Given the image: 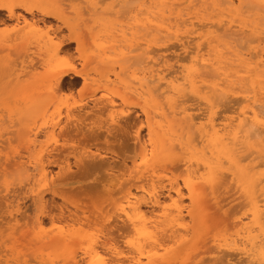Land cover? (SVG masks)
<instances>
[{"label": "rangeland", "instance_id": "1", "mask_svg": "<svg viewBox=\"0 0 264 264\" xmlns=\"http://www.w3.org/2000/svg\"><path fill=\"white\" fill-rule=\"evenodd\" d=\"M142 1H144V0H142ZM142 1L141 0H139V1L138 0H133V1H131V0H105V1L104 0L103 1L102 0H3V3H5V4H11V3L21 4V3H23V4H26V5H29L30 7H32L33 10H35V12L33 13L34 14L33 15L34 21L43 19L41 17V15L37 12V10L42 9V8L57 9L59 12H61L63 14V21L65 20V22L67 24H66V26H64L63 22L56 21L52 18H47V19L44 18L43 22L44 21L45 22L43 24L40 23L41 21H36L37 23H39L37 25L38 27L37 26L35 27V31H37V35H43L44 36L45 32H48L49 35L47 37H44L45 39L43 38L40 40H36L35 37L31 36L32 38L23 42L24 40L20 39L19 36L14 34V32H15L14 29L17 28L16 21L13 19L12 20L8 19L6 11L0 12V20H1V22H0V166H1L0 167L1 168V170H0V177H1L0 178V264H72V263H70L71 260L69 261V257L71 255H74L77 252L76 255H74V256H76L77 261H80L81 257H79V256L81 255L82 250L84 249V247H86L89 244L88 242H91V240H93V239H94L93 241H95V243H96V241L98 242L96 244V247L99 248V250L102 249L100 251L103 253L106 252L104 244H106V242H108V241L112 242V243L115 242V243H117V245L120 244L122 246V247L120 246L121 248H123V246L125 247L124 242L128 239V237L125 238L126 240L124 238H123L124 240L122 239V234H121V237H119L120 236L119 234L121 232L120 231H119L120 233L117 232V227L119 226V224H120V226L122 224L120 223V220L117 219V216H119L118 211H116L117 207H115L113 204H111L113 199L116 200L117 198H120L122 196V194H120V195L116 194V193H118V190L121 189L122 187L119 186L120 187L119 188L118 186H116L117 183H115L116 180L114 178L111 179L108 176L103 174L104 176L107 177L105 179L104 176L100 175L98 172H95V174L92 175L91 177H89L88 179H85V178L83 179L82 177L78 178V176H80L81 171L79 172L78 169L73 165L74 158L76 156H78L79 158H83L84 152H88V154H91V153L97 154L96 153L97 150L99 151V153L101 155H107V156H110L111 158H115V156L112 155L111 151H115L116 153L118 152L121 154V157H122L121 161H123V159L125 160V162L123 161L124 162L123 166H125V165L127 166V167L125 166L122 168L125 171H123L122 169L121 170L123 172H126V169L128 168L127 172L130 173V178L132 179L131 181L133 183L132 187H131V192L134 194H137V196L142 195L143 190L145 191V189H146V191H151L155 187L162 188V191L164 190L163 192L165 193V191H167L169 189V185H172L174 182H177L180 185V187L182 186L181 187V191H182L181 201L183 202L182 205L184 207H189V209L191 211H193V213L191 215L193 218L191 220H190L191 217L186 218L187 223L185 222V224H186L185 229L187 228V231H188L187 241L181 246H178V247L176 246V251H180L182 248H184L185 250L188 249L189 257L193 255V257H191V258L192 259L195 258L193 264H199L202 261H203L202 264H212L213 261H211V260L214 258L217 259L215 262L219 263L223 259H225V257H227L226 259H230V260L233 259L234 261L237 260L236 262H239V263L242 262L240 264H248L245 262L243 257L237 256L236 252H233L234 253V255H233L232 251L226 250V251L231 252L232 255L229 254V252H227V253L230 256H228V254L226 252L223 255V252H221V251L224 248L223 247L218 248V246L219 245L221 246L222 243L219 245H218V243H220V241L221 242L224 241L227 238L226 239L227 241L225 243L229 244L230 241L236 239L234 235L240 231V228H233V226L234 225L237 226V223H238V226L240 224L245 225V224L249 223V220L246 217H250L251 207L249 205V202H248V206H246V204H245L248 201L247 197H249V193L247 190L245 191L246 188H243V187H245V185H247V182H245V181L248 180L245 176L248 175L247 177L255 180V179H257L259 173H261V171L259 169H262V168L261 167L258 168L257 164H260L258 162L261 159V157L264 156V155H261V154H264V147H263L264 137L261 138V139H263V141L255 142L256 145L259 144L258 146L255 145L254 141H252V142L250 141V144H249V143L244 142L243 140H241V141L238 140L239 143L236 146L234 145L235 148H233L234 146L231 147V145H228V148H232V149L229 150L227 148V151H229V152L226 153L225 152L226 150L223 151L219 148L218 145H216L217 143H215V142L212 143L211 141H209L210 139L205 134H201V136H197L198 138L195 137V135H194L195 139L200 142V144H198V141H195L193 139V136H192V138L189 137L188 134L186 133V131L176 132V133L181 132V134L179 133L178 134L179 136H177L176 134H174V132L176 130L174 132H172L174 135L171 132H169L171 130L172 131L174 130L171 127H170L171 130L170 129L167 130L168 127H167V129H166V127L162 128L163 126L160 129H158L159 127L156 125L158 127L157 129L159 130L157 132H160V133H157L160 135H156V131H154V133H153V137L157 136L156 137V140H158L157 142L160 141L159 142L160 145L158 143L156 146V149L158 148L157 150H160L159 152L157 151L158 152V154H157V162H158L157 164L158 165H156L157 168L155 167L153 173H150V175L144 177L145 179L143 177H141V175H139V173H137L136 168L135 169L132 168V167H134L133 164H135V163L138 164L139 162H141L140 161V159H141L140 158L141 157V142L139 143V140L143 137L146 139V137H147L146 136L147 128L145 127V123H144L145 120H144L143 115L140 113L141 112L140 109H141V106L146 107V104H148L147 101L148 102L151 101V100H146V98H147L146 96L150 97L149 93H151L154 90L153 85L149 84V87L148 86L147 87L150 88V86H152L151 88H153V89H150V92L146 93L147 94V95H145L146 98L143 97L145 99H143L142 101L140 100V98L136 97V95L133 93L135 89L139 90L141 87L139 85L141 83L138 81L139 77H140L139 72L145 66L144 63L142 64V62H143L142 58L144 59V57H145L143 55V52H144L143 50H145V49H142V51H143L142 52L140 48H144L145 45L147 47L148 43H149V46L152 45L151 47L155 48L154 50H153V48L151 49L154 52L152 54L153 58H156L154 60H156V61L158 60L157 62L158 63L160 62V64L162 63L161 66H163V64H164L163 61L167 62L169 67L170 68L172 67L170 70H174L175 68L177 69L178 64L175 62V61H177V59L184 58V56L186 57L188 55L184 52L185 50L182 49V47L180 46V43H177L175 39L172 40V38H169V39H166V41L163 40V43H162V41L159 42L160 40L158 38H154V37H149V38L147 37L145 39V37L142 36L143 33L141 31L138 32V30H136L137 27H135L133 24L135 23L136 20H138V19L140 20L143 17L138 12V10H139L138 8H139ZM168 1L169 0H165V2H167V3H168ZM183 1L184 0L180 1L179 3L182 2L181 5L176 7L180 14L187 13V17H184L183 19H185V18L191 19L192 18L191 22L192 23L196 22L195 25H197L196 27H198V28L201 27V24H200L201 22H204V23H202V24H204V26L208 25L207 26L208 28L204 27V30H206V32H203L204 30L203 31L201 30L202 32L200 31V34H203V37H205L202 39V41H201V39H198V40L194 39V41L191 42V44L189 43L190 47L187 46L188 47L187 48L185 46L188 50L187 52L188 53L190 52L189 55H193V52L195 50L193 47L198 46V45H199V49L201 48V53H203V52L205 53L206 51L208 53L209 49H211L213 47L212 46L213 42H215L213 40V42L211 44V42H210L211 37H214L213 39H218L217 40L218 42L221 41L222 44L220 46V50L223 48L222 49L223 52L220 51V53L222 55L225 54V51H226L225 48L226 49L228 48L227 53L229 51V48L231 49V51L233 50L232 48L235 47V44L230 45V44L225 43L226 39H227V38H224L225 35L222 36L223 33L221 32V35H220L218 29L215 30V28H214V30H212L213 27H209L212 24H214L215 22H216L215 23L216 25H217V23H221V20H223L221 23L222 25L226 23V20L231 22V25L232 26L234 25V27L236 25H238V28L237 27L236 28L239 32L241 30L244 31L247 29L246 34H244L245 37L247 34L248 35L250 34V36L252 34V37H249V36L247 37L248 42H246L247 38L244 37L245 38V41H244V38L239 36L240 33L243 34L242 31L238 34L239 37H236L238 39V42L240 43V45L243 46V44H245L246 48H251V47H254L256 45V43L250 39V38L253 39L254 34L256 35L255 38L257 36L258 37L261 36L264 38V35L263 34L261 35V33L264 32V31H262L264 29V25H259L258 24L259 22H257L258 20L254 16L251 15L252 14L250 12L251 10L250 11L246 10V9H248V7H250L249 3H248V6H245L246 7L245 10L247 12H245L243 10V8H244L243 4L246 5L244 3L245 1H242V3H241L242 5H239V4H237V2H235V5L227 8L228 10L225 9V7H222V6L220 7V3L218 4L219 0H217V1L216 0H208V1L207 0H199V1L197 0L198 5H201V7L197 5L196 0H194V2H193V0H187L186 2L185 1L183 2ZM210 1H211V3L213 2L214 4L210 3L211 4L210 5L208 3ZM125 4H126V6H125ZM128 4H129V6H128ZM207 4L210 7L207 8ZM86 5H87V7H86ZM118 5H119V9H118ZM213 5H215V6H213ZM120 6H123L124 10H122L121 9L122 7L120 8ZM236 6L238 7V9ZM242 6H243V8H242ZM215 7H217L216 8L217 10L215 9ZM88 8H89V10H88ZM218 8H220V9H218ZM82 9H83V11H82ZM96 9H97V16L95 15ZM213 9L217 13L219 11L220 14L216 13L217 14V16H216L215 12L214 11L212 12ZM207 10H209V11H207ZM118 11H119L120 16H119V14H117ZM221 11H224L223 17H222ZM84 12H85V14H84ZM98 12L103 13V15H98L99 14ZM124 12H125V14H124ZM225 12L226 13L229 12L228 14H226L227 17H228V15L230 16V14H232L231 15L232 17L230 16L229 18H227L225 15ZM241 12H243L244 14H242ZM14 13L19 14V16L21 14V16H20L21 21H22V17H23V19H26L28 22H30L32 19V17L29 14L25 13L23 11V9H19V8L14 9ZM104 13H105V15H104ZM106 13H109V15H106ZM111 13H112V15H111ZM197 13L201 14V15H197ZM209 13H211V14L209 15ZM233 14H235V15H233ZM247 14H249L250 16H246ZM205 15H207V17ZM212 15H214L216 17H214ZM210 16L214 17V18H211ZM121 17H122V19H121ZM196 17H198V18H196ZM243 17H245V19ZM117 18L120 19V21H118ZM231 18H232V20H231ZM240 18H242V20ZM209 20H210V22L211 21L213 22V23L211 22V25L209 23ZM21 21H20V25L22 27L23 24L21 23ZM252 21H253V23L254 22L255 23L253 24ZM206 23H208V24H206ZM126 25L133 26V29L131 32H128V34L126 36H124L120 32V27L126 26ZM250 26H252L254 28L252 29V27H250ZM257 26H258V28L262 27V29L258 30ZM219 28H221V26ZM236 28H234L232 30L237 31ZM30 29L28 28V29H26V31H29ZM209 29H210V31H209ZM254 29L256 32H254ZM216 31H218L219 34H217ZM222 31L224 32L225 29L224 30L222 29ZM248 31H250V33H248ZM226 32H228V29ZM226 32H224V33H226ZM209 34H210V36L211 35L212 36L211 37L207 36ZM213 34L214 35L217 34L216 35L217 38ZM226 34L228 35L229 33H226ZM219 35H220V37L222 36L224 40H222V38L218 37ZM208 37H210V38L207 39ZM15 38L22 40V41H19ZM77 38H78L79 43H77V41L75 40ZM143 38L146 42L143 40ZM239 38H241L240 41H239ZM14 39L17 41H15ZM157 39H158V41H157ZM49 40H51V41H49ZM249 40H251V42H249ZM205 43L208 46H206ZM239 43L236 42V44H238V45H239ZM204 44H205V48H204ZM215 44H218V43L215 42L214 47H215ZM98 46H99V48H98ZM100 46H102V47H100ZM166 46H168V47L170 46L171 48L167 49L168 47H166ZM200 46H203L205 51ZM262 46L264 48V45H262ZM164 48H166L167 50ZM11 50L13 52H11ZM16 50L18 52H20V54L16 53L17 56L14 53V52H16ZM128 51H130V54H131V55L129 54V57L130 56H133V57L137 56V57H134L133 59H131L129 64L127 61L124 64L125 61L122 60L124 58L121 56L127 55ZM102 53L105 54L104 58L105 57L108 58V59L102 60L103 63H101L100 60L95 58L96 56H99ZM207 53H205V54H207ZM18 55H19V57H18ZM182 55H184V56H182ZM16 57H17V59H15ZM167 57H170V58H167ZM119 59L122 60L123 62L119 61ZM106 60H107V63H106ZM168 61H172V62H168ZM187 62H188V60H186L182 64V65H184L185 68H187L190 65L189 62L188 63ZM68 64L72 65V69H69L67 67ZM163 68H165V67H163ZM62 71L77 72L79 75H81V78H75L72 75L66 76L65 78H63L62 87L59 90V89L55 88V86H54V83H55L54 77H55L56 73H59ZM29 72H31L32 74ZM53 75H54V77H53ZM26 76H28V77H26ZM136 83H137V85H136ZM250 85H251V83L249 84V86ZM184 89L185 90H183L182 93H184V91H185V95L188 96V97L187 96L186 97L189 100L190 99L192 100V98L195 99L196 103L194 102V100H192L191 102L189 101L187 105L196 109L195 110L196 114L202 113L203 110L198 111L197 109L198 108H199V110L203 109V107H204L203 101H205L207 99H209L210 101L212 100V99H210L212 97V96H210L211 94L209 95V93H207L205 89L198 88V89H196V91L194 90V92H193V90L190 91L187 88H184ZM200 89L202 92L200 91ZM189 91L191 94L189 93ZM197 91H199V92H197ZM186 92H188V93H186ZM203 93L205 95H207L208 98H206L207 96L203 95ZM199 97H201V98L199 99ZM203 97H204V100H203ZM150 99H151V97H150ZM201 100H203L202 103H201ZM216 101H219L220 105L215 104ZM216 101L214 103V105L217 107L215 109L216 110L215 116L218 117V119H220L221 117H227V116L229 117L231 115L232 111L234 110V108H236L235 107L236 105L233 102L234 100L231 101V99H229L226 101L225 100H216ZM224 101L227 102V105ZM211 102L213 104L214 100H212ZM96 103H98V104H96ZM108 103H112L113 107L108 105ZM232 103H234V104H232ZM143 104H144V106H143ZM151 104L154 105L155 107L157 106L156 102H154V101H153V103H152V101H151V103L149 102L148 106ZM221 104L223 106H221ZM81 105H82V107L86 108L85 110H87V112L88 111L90 112V113L88 112V115L85 114V115L89 116L90 119H88L89 117L83 116V118L84 117L87 118V120L84 118L85 120L83 121V125L86 124V126H84L85 128L87 126H89L91 129L93 128L96 131H100L97 129H101L102 131H105L106 130L105 128L106 127L108 128V126H110L109 129L112 131L114 136H112V138L109 137V139H108V137H106V135L104 137V133H105L104 132L102 134L103 136L99 138L98 143L96 142V143L92 144V143H89L85 140H82L81 138L75 139V140L73 139V141H72V138H70L71 139L70 140L68 138V136H65V135L62 136L61 135L62 136L61 137L58 134V132H59L58 129H56L57 131H55L56 134H53L52 129H51L52 124L56 123L57 121H60V125H62V126H63V124L64 125L67 124L69 121H71V117L69 119H67V117H66L67 112L66 111L68 109L69 110L75 109L76 107L79 108ZM94 105H96V107L92 108ZM151 106H149V108H151ZM154 106L151 109H149L148 107H146V108H148L150 111H154V109H155ZM229 107H230V109H229ZM129 111H130V116L132 114H134L136 116V117H134V115L131 116L132 119L129 122L130 125L125 124V122L123 120H122L123 121L122 122L119 119L121 117V115H123L122 113H129ZM117 117H118V119H117ZM134 118L136 120H134ZM132 120H134V121H132ZM136 122H138V123H136ZM152 123L153 124L156 123V122L154 123V119H153ZM136 124H138V125H136ZM140 126H141V128H140ZM116 127H117V129H116ZM88 128H86V129H88ZM138 128H140V129H138ZM138 130H139V133L141 134V135H139V137H141V138L137 140V138L135 139L134 136H136V133L138 132ZM167 131L169 132V136H168V134H165V133H168ZM163 132H165V133L163 134ZM154 134H155V136H154ZM161 134H163V135H161ZM115 135H117V136L115 137ZM166 135H167L166 140L164 138V141H163L162 139ZM170 135L173 137L176 136L177 138H180V137L181 138L175 139V137H174V140H172L173 137H170ZM181 135H184L183 139H182L183 136H181ZM169 137L171 139H168ZM187 137H189L188 139H190V140L193 139L195 141V144L196 145L198 144L200 148H202V145L204 144V146L202 148L203 151L199 152L202 150V149H200L198 151L199 148L197 150H195L196 145L193 146L194 145L193 142H192L193 145H190V143H191L190 141H188L186 144H183L187 141ZM33 140H34V144L32 143L33 144V146H32V144L29 142L30 141L32 142ZM78 140H79L80 145H79V143H77ZM181 140H184V141L181 142ZM193 140H191V141H193ZM80 141H82V142H80ZM169 141L171 143L172 142L173 143L171 144V143H169ZM164 142H165V145H164ZM178 142L180 143V145ZM86 143L88 145H86ZM95 145H97V146H95ZM183 145H187V147L183 146ZM244 145H245V147H244ZM253 145H254V148H253ZM85 146H87V147H85ZM169 146H170V148H169ZM171 146L173 147V149H171L172 148ZM182 147H185L186 149L185 148L182 149ZM193 147H195V148H193ZM205 147H207L206 148L207 151L205 150L206 154H207V152H209L208 159L206 158L207 156H204L206 154H202V153H205V151H204ZM242 147H244V148H242ZM248 147H250V148H248ZM27 148H29V150ZM57 148H58L59 152L57 151L54 153V155L49 156L48 161H54V160H57V158H58V160L67 158V160L69 162L68 164L70 165L71 169L68 173L65 174L66 176L65 175H63L61 177L53 176L54 179L52 178V180L55 181L54 185L52 184V186H51V184H50L51 182L49 181L50 182L49 183L50 185L48 184L49 186L47 185L44 188L38 189V191L41 190L43 201H45V211L43 210L41 212L39 207H38V204L36 203L37 206L35 205V200L33 199L34 197L33 198L31 197L32 193L30 194V192H29L30 188L33 189V187H32V185L34 184L33 180L35 181V179H33L31 181V178L33 175H35L37 173L36 172L32 173V170H31L32 167L29 165V163H27V160L28 159H29V161H30V159L33 160L32 158H37L39 155H46L48 152L53 151L54 149H57ZM106 148L109 150L108 151L105 150ZM191 148H193V150ZM208 148H210V149H208ZM215 148L217 150H215ZM166 149H168V150H166ZM233 149H235L236 154H234ZM259 149H262L263 151L259 150ZM188 150L191 151L192 154H191V152L187 153ZM194 150L197 151L198 154H197V152L195 153ZM214 150H215V152H213L214 158L216 157L215 153H217L218 157L219 158L221 157L220 159H222V157H223V160L225 159V162H227V163H225L223 160L221 161L220 159H219L220 162H218L217 161L218 157H216L215 161H214V158L212 155L213 154L212 151H214ZM104 151H105V153H104ZM109 151H110V153H109ZM217 151L223 152V153L225 152V154L222 156L221 155L222 153L219 154ZM238 151H240V152L238 153ZM254 151L256 152V154L259 153L261 156L255 155ZM163 152H164L163 155H165V157L163 156V159L166 157H168V158H166L164 160L161 158L162 160L160 159L161 160L160 161L159 158H160V156H162L161 154ZM183 152L185 154H187L188 156L186 155V156L181 158L180 156H183V154H184ZM232 152H233V154H232ZM249 152H250V155H248ZM108 153H109V155H108ZM228 153H229V155H228ZM237 153H238V155H237ZM59 154L61 155L60 157L58 156ZM189 154L192 155V157ZM201 154L205 158L203 157L201 159V157H202V156H200ZM241 154H242V157L240 156ZM245 155L246 156L248 155V157H247L248 159L247 158L245 160L243 159L244 161L241 162L240 159L243 158V156H245ZM231 156H232L233 160H234V158L237 160L236 164H235L236 160L231 161L232 160V158L230 159ZM258 156L260 157V159L257 158ZM110 157H108L107 159L109 161H112V159ZM127 157H128V159H126ZM188 157H190V158H188ZM193 157H194V159H193ZM209 157L210 158L212 157L211 160ZM254 157L256 159H253ZM20 158H22V159H20ZM175 158H177L178 160L180 158V160L178 161L176 159L177 161H175ZM195 158H200V160L203 162L199 163V160L198 159L195 160ZM251 159H253V160H251ZM45 160L46 159H44V162L47 161V160L46 161ZM206 160H208V162ZM212 160L214 162L217 161L216 163L217 164L219 163V165L221 166L220 167L221 169L219 168V165H215L216 163L214 164V162ZM132 161H135V162L132 163ZM180 161L181 162L183 161V162L180 163ZM195 161H197L198 163ZM20 162H22V163H20ZM175 162H178V163L175 164ZM186 162H188L187 163L188 165H191V163H193V164L196 163V164H194V165H196L195 169H193L194 166L192 164L193 170L199 169L198 167H200V166L198 164H200L201 167H203L202 170H200L201 167L199 169L200 171L198 170V172H197L198 175H204V174H207V172L212 171L214 165L216 166V168L214 167L215 169H213V170H216L219 168V172L222 171L221 173H219V172L216 173L215 171H213V179L214 180L212 181L211 189H210V187H208L206 190V192L208 191V194H207L208 195L207 196L208 201L206 200L208 203H206V205H207L206 208L204 207L205 206L204 203H202V204L199 203L197 206V203H198L197 201L192 204L191 200L188 198V193H187L186 189L184 188L183 182H182V180L185 178V176H183L185 173L183 174L184 171H182V170H185V167H182V165L185 164ZM205 162H206V164H205ZM210 162L213 164L211 165ZM223 162L225 163L224 165H223ZM1 163H3V164H1ZM14 163H15V165H14ZM201 163L204 166L209 164L211 166L210 167L211 170L205 169ZM7 164L10 166H7ZM228 164H230L231 166H229ZM177 165H179V166H177ZM254 165H256V166L254 169H252V167H254ZM180 167H182V168L180 169ZM232 167H233V169H231ZM240 167L242 168L241 171L244 173H242L240 171ZM176 168L178 170H176ZM244 168H245V170L243 171ZM47 169L53 175H55L58 172L57 166L51 165V166H48ZM121 170H119V171L117 170L114 174L118 175V173H119V175H121L120 174V173H122ZM253 170H254V172H253ZM256 170L258 173L256 172ZM26 171L28 172V174H26L27 173ZM216 171H218V170H216ZM236 171H238V172H236ZM214 172H215V174H214ZM250 172H252V174L256 173V175L257 174L258 175L257 176L253 175V177H251V175L249 174ZM218 173L220 174V176H218ZM241 173L247 174V175L241 176ZM31 174H32V176H31ZM76 175H78V176H76ZM115 175H113V176H115ZM215 175H217L219 177V179H216L218 177H216ZM221 175H223V177H225L226 180L224 178H223L224 180L222 178L220 179V177H222ZM226 176H228V177H226ZM26 177H28V178L30 177L29 178L30 180H28ZM62 178H64L65 180ZM98 178L101 180H99ZM233 178H234V181H233ZM239 178L241 180H243V182ZM244 178H245V180H244ZM56 179L57 180L59 179L57 183H56ZM113 180H115V181L113 182ZM103 181L106 184L107 188L105 187L104 183H103V186H100V185H102L101 182H103ZM214 181H215V183L216 182L217 183L223 182V183L220 186L221 183H219V185H217V183L215 184ZM225 181H226V183H225ZM121 182H122V180L119 181V184L123 183V182L122 183ZM140 182H142V183H140ZM94 183H96V184H94ZM240 183L241 184L244 183L245 185L242 186ZM84 184H86L85 185L86 187L84 186L85 188L83 187ZM91 184H93L94 186L98 184L99 187H97V186L92 187L93 185L91 186ZM108 185H110V186L112 185V187H110ZM113 186H116V187L114 188ZM213 186H215V187H213ZM96 187H97V190L94 191L96 189ZM237 187H238V189H237ZM54 188H55V190H54L55 192L51 191V189H54ZM93 188H95V189H93ZM112 188H114L113 191H112ZM230 188H232V189L230 190ZM214 189L216 190V192L214 191L215 193L213 192ZM114 190H115V192H114ZM210 190H211V192H210ZM242 190L244 191V193ZM76 192H78V193H76ZM82 193H84V194H82ZM233 193H235V194L232 195ZM114 194L116 195V197ZM240 195H242V197H240ZM8 199H9V202H8ZM241 200H243V201H241ZM240 202H242L241 204H243V205H241ZM32 203H34V204H32ZM167 203L165 202L166 205L171 204V202L170 203L167 202ZM209 204H211V206H209L210 210H208ZM238 204H240V205H238ZM33 205L36 207H34ZM201 206H203L204 208H202ZM19 207L21 209L18 210L17 208H19ZM57 207H58V209H57ZM111 207H112V209H111ZM36 208H38V209H36ZM16 210H18L20 212L16 213L17 212ZM143 211H146V213H149L150 209H149V207H143ZM147 211H149V212H147ZM230 212H231V214H230ZM23 213H25V214H23ZM216 213L218 216L216 215ZM147 215L148 216H146V218L149 219L150 213ZM73 216H75V217H73ZM224 217H226V218L224 219ZM38 218L41 219V221L43 222L42 227L45 231H52V230L56 229L57 227H63V229H64V230L62 229L63 231L66 232L69 230L70 232H67V233H71V232L74 233L75 234L74 236H76L78 239L76 237L74 238V236L72 235L73 240L76 239L77 241L74 240L72 243L70 242L69 247H67V248H64L62 246L49 245V244L45 245V244L40 243L34 236V233L36 232V228H35L36 223H34V222H35V220L37 222ZM151 218H152V215H151ZM52 219H53V222H50ZM226 219H227V221H226ZM240 220H241V222H240ZM117 221H119L118 225L116 223ZM149 221H151V220L149 219ZM226 222L232 223V224L229 223L231 228H230V226H228V224ZM263 222H264V220L260 221L258 226H263V228H264ZM32 224H35V225H32ZM53 224H55V225H53ZM33 226H35L34 227L35 229H33ZM227 226L229 228H228V231L225 232L227 230ZM258 226L256 225L255 228L257 229ZM15 229H17V230H15ZM229 229H231L232 232ZM115 230H116V232H115ZM209 230H210V232H209ZM228 235H230L229 238L226 237ZM232 235L234 236L235 239H233ZM108 238L109 239L112 238V239L109 240ZM207 238L211 239V240H208ZM228 239H230V240H228ZM105 240H106V242H105ZM112 240H114V242ZM200 242H202V243H200ZM223 244H224V242H223ZM216 245H217V247H216ZM204 246H207V247H204ZM208 246L211 247V249ZM49 247H50V249H49ZM214 247H216L217 251L215 250ZM220 249H221V251H220ZM204 250H207L208 252L204 251ZM5 251H7V252H5ZM101 252H100L101 255H103V256L106 255V253L102 254ZM216 254H218V255H216ZM195 256H197V258ZM217 256L218 257L220 256L222 258L224 256L225 257L223 259L221 258L220 260H218L220 257L216 258ZM231 256L232 257L235 256V257L232 258ZM201 259H203V260H201ZM225 260H223V261L225 262ZM209 261H210V263H209ZM176 262H179V261H176ZM189 262H191V260L188 261V263ZM176 264H180V262L176 263Z\"/></svg>", "mask_w": 264, "mask_h": 264}, {"label": "bare ground", "instance_id": "2", "mask_svg": "<svg viewBox=\"0 0 264 264\" xmlns=\"http://www.w3.org/2000/svg\"><path fill=\"white\" fill-rule=\"evenodd\" d=\"M131 1H133V0H131ZM180 1H182V0H169L168 3H167V2H165V0H158V1L157 0H144V1L141 2L140 6L138 8L139 9L138 10L139 14L141 16H143V17L140 20L139 19L136 20L135 23L133 24L135 27H137L136 30H138V32L141 31L143 33L142 36L145 37V39L147 37L148 38L149 37H154V38H158L160 40L159 42L162 41V43H163V40L166 41V39H169V38H172V40L175 39L177 43H180V46L182 47V49L185 50L184 52L186 54H188L186 57L184 55H182V56H184V58H179L178 57L179 59H177V61H175L178 64L177 69L175 68L174 70H170L172 67L170 68L169 65L167 64V62L163 61L164 64H163V66H161L162 63L160 64V62L159 63L157 62L158 60L157 61L154 60L156 58H153V56H152V54L154 53L151 50L153 48V47H151L152 45L149 46V43H148L147 47L144 44L145 47L144 48H140L141 51H142V49H145V50H143L144 52L142 51L143 55L145 56L144 59L142 58V61H143L142 64L144 63L145 66L143 65L144 68H142L140 70V72H139L140 77L138 76L139 77L138 81L141 83V84H139L141 86L140 87L141 90L139 88L138 89L140 91L135 89L136 91L134 90L133 93L136 95V97L140 98L141 101L147 97L146 100H151L152 103L154 101V102H156V105H157L156 107L154 105H152V104H151L152 106L149 105V106H151V108L153 106L155 107L154 111H150L149 110L151 108H149L148 104H149V102L151 103V101H149V102L147 101L148 104H146V107H148L149 109L144 106L145 103L143 104L144 107H142L140 105L141 106V109H140L141 112L140 113L144 117L145 127L147 128V133H146L147 137H146V139L144 137L143 138L139 137V135H141L139 133V130L136 133V136H134L135 139L137 138V140L141 138L139 140V143L141 142V157H140L141 158L140 159L141 162H139L138 164L135 163L136 165L133 164L134 167H132V168H134V169L136 168L137 169V173H139V175H141V177H143V178L148 176V175H150V173H153L155 167L157 168V166H156V165H158L157 164L158 163L157 162V154H158V152L160 150H157L158 148L156 149V146H157V144L160 141L157 142L158 141V140H156L157 136H155V134H154L155 137H153V133H154V131H156V135H160V134H157V133H160V132H157V131H159L158 129H160L162 126H163L162 128L166 127V129L168 127L167 130H169L170 127L172 129H174L173 131L170 129L171 131H169V132H171V133L176 130L174 132V134H176L177 136H179L178 135L179 133L181 134V132L186 131L188 136L191 137V138L193 136V139L195 141H198V140L195 139V137L201 136V134H205L210 139L209 141H211L212 143H214V142L217 143L216 145H218L221 150H223V151L226 150L225 151L226 153L229 152V151H227L228 145H231V147L234 146V145L236 146L239 143L238 140H240V141L243 140L244 142L250 144V141L251 142L254 141V143L255 142H259V141H263V139H261V138L264 137V48L262 46V45H264V38L261 37V36L260 37L257 36L255 38L256 35L253 33L254 34L253 39L252 38H250V39L253 40V42H255L256 45L254 47H251V48H246L245 44H243V46L240 45V43L238 42V39L236 37L241 36V37L244 38L245 37L244 34H246L247 29L244 30L245 32L243 30H241L243 32V34H241L240 33L241 31L239 32L237 30L238 25H236L234 27V25L232 26L231 22H229L227 20H226V23L224 22L225 24H223V25L221 24L223 20H221V23H217V25L215 24L216 22L211 25L212 21L210 22V20H209V23L211 25L209 27H213L212 30H214V28H215V30L218 29L220 35H221V32H222L223 33L222 36L225 35L224 38H227L225 43L230 44V45H234L235 44V47L232 48L230 46L233 50L231 51V49L229 48L228 53H227L228 48L227 49L225 48V50H226L225 54L223 53L224 55H222L220 53V51H222V49H223L221 47L222 49L220 50V46L222 44L221 41L218 42L217 41L218 39H213L214 37H211L212 35L210 36V34H209L207 36L211 37V39H212V40L210 39L211 44H212L213 40L215 42H217L218 44H215V47H214V43L215 42H213V45H212L213 47L211 49H209L208 53H207V51L205 52L207 54H205L204 52H203L204 54L201 53V48L199 49V45L198 46L194 45L195 47H193V48L195 50L193 52V55H189L190 52L189 53L187 52L188 51L187 50V48H188L187 46H189V43L191 44V42H193L194 39H197V40L201 39V41H202V39L205 38V37H203V34H200V31L201 30L203 31L204 27L208 28L207 27L208 25L204 26V24H202L204 22H201L200 23L201 27L198 28V27H196L197 25H195L196 22L195 23L191 22L192 18L191 19L185 18L186 20L183 19L184 17H187V13L180 14L178 12L177 8H176L177 6L181 5L182 2L179 3ZM184 1L186 2L187 0H184ZM242 1H245L244 3L246 4V5L243 4V6H244V8L242 6L243 10L245 12H247L248 10L249 11L251 10L250 11L252 13L251 15L254 16L258 20L257 21V22H259L258 24L259 25H264V0H221V1L219 0L218 4L220 3V7L222 6V7H225V9H227V8L232 7L233 5H235V2H237V4H239V5H242L241 4ZM193 2H194V0H193ZM196 2H197V0H196ZM0 3H3V0H0ZM208 3L210 4L211 1L208 2ZM248 3L250 4V7H248V9H246L245 6H248ZM126 4H125V6H126ZM197 5H198V2H197ZM128 6H129V4H128ZM198 6L201 7V5H198ZM213 6H215V5H213ZM86 7H87V5H86ZM208 7H210V6H208V4H207V8ZM120 8L122 10H124L123 6H120ZM216 8L217 7H215V9ZM118 9H119V5H118ZM218 9H220V8H218ZM237 9H238V7H237ZM88 10H89V8H88ZM2 11H6L7 12L8 19H11V20L13 19V20L16 21L17 28L14 29L15 30L14 34L19 36L20 39L24 40L23 42H25V41L29 40L30 38H32L31 36L35 37L36 40H40V39H43L44 37H47L49 35L48 32H45L44 36L43 35H37V31H35V27L39 23H37L36 21H41L40 23L43 24L45 22V21L43 22L44 18L45 19L52 18V19H54L56 21L63 22L64 26H66V24H67L65 22V20L63 21V14L61 12H59L57 9L42 8V9L37 10V12L41 15V17L43 19L34 21L33 20V15H34L33 13L35 12V10H33L32 7L25 8V9H23V11L25 13L29 14L32 17L30 22H28L26 19H23V17H22V21H21V18H20L21 14H20V16H19V14H15L14 10H13L12 13H9L6 8H0V12H2ZM82 11H83V9H82ZM207 11H209V10H207ZM213 11L215 12L214 9L212 10V12ZM95 12L94 13L97 16V9H96ZM125 12H124V14H125ZM223 12L224 11H221L222 17L224 15ZM243 12H241V13L244 14ZM216 13L217 12H215V14ZM218 13L220 14L219 11H218ZM228 13L225 12V15L228 14ZM84 14H85V12H84ZM117 14H119V11L117 12ZM210 14L211 13H209V15ZM217 14H216V16H217ZM98 15H103V13H99ZM104 15H105V13H104ZM106 15H109V13H106ZM111 15H112V13H111ZM197 15H201V14L197 13ZM231 15L232 14H230V16ZM233 15H235V14H233ZM119 16H120V14H119ZM205 16L207 17V15H205ZM212 16H214V15H212ZM216 16H214V17H216ZM230 16L228 15V17H227V15H226L227 18H229ZM246 16H250V15L247 14ZM214 17H211V18H214ZM245 17H243V18L245 19ZM196 18H198V17H196ZM121 19H122V17H121ZM240 19L242 20V18H240ZM231 20H232V18H231ZM20 21L23 24L22 27L20 25ZM118 21H120V19H118ZM0 22H1V20H0ZM252 23H253V21H252ZM206 24H208V23H206ZM220 26H221V28L223 30L225 29L224 32H226L227 29H228V32H226V33H229V34L227 35L226 33H224L222 31V29L219 28ZM233 27L234 28L237 27L236 30L238 32L235 31V30L233 31L232 30V29H234ZM250 27H252V26H250ZM28 28L29 29L31 28V29L29 31H26V29H28ZM253 28L254 27H252V29ZM257 28H258V26H257ZM132 29H133V26H129V25L121 26L120 27V32L124 36H126L128 34V32L132 31ZM259 29H262V27L258 28V30ZM209 31H210V29H209ZM218 31H216L217 34H219ZM262 31H264V29ZM203 32H206V30H204ZM254 32H256L255 29H254ZM248 33H250V31H248ZM238 34H239V36H238ZM262 34L264 35V32H262L261 35ZM216 35H214V36H216ZM220 35L218 37H220ZM222 36L220 38H222V40H224ZM248 36L252 37V34H251V36H250V34L249 35L247 34L245 38H247ZM210 37H208L207 39H209ZM216 38H217V36H216ZM245 38H244V41H245ZM15 39H17V38H15ZM158 39H157V41H158ZM240 39L241 38H239V41H240ZM17 40H19V39H17ZM17 40H15V41H17ZM22 40H19V41H22ZM75 40L77 41V43H79L78 38L75 39ZM143 40H144V38H143ZM246 40H247L246 42H248V38ZM251 40H249V42H251ZM49 41H51V40H49ZM236 42L239 43V45L236 44ZM205 44H204V48H205ZM206 46H208V45L206 44ZM100 47H102V46H100ZM166 47H168V46H166ZM200 47L203 48V46H200ZM98 48H99V46H98ZM170 48L171 47L169 46L167 49H170ZM154 49L155 48H153V50ZM164 49H166V48H164ZM204 51H205V49H204ZM11 52H13V51L11 50ZM128 52H127V55H122L121 56V57L124 58V59H122L123 61H125L124 64L126 63V61L129 64L131 59H133L134 57H137V56H134V57L130 56L129 57L130 51H128ZM14 53H15V55H16V53L20 54V52H18L17 50ZM104 56H105V54L102 53L101 55L96 56L95 58H97L98 60L101 61V63H103L102 60L108 59L106 57L104 58ZM18 57H19V55H18ZM167 58H170V57H167ZM15 59H17V57ZM122 60L119 59V61H122ZM186 60H188V62L190 64L188 67L186 66L187 68H185L184 65H182L183 62H185ZM168 62H172V61H168ZM106 63H107V60H106ZM163 67H165V68H163ZM29 73H31V72H29ZM54 75H53V77H54ZM68 75H72L75 78H81V75H79L77 72H74V71H71V72L62 71V72L56 73V75L54 77L55 83L53 82L55 88L60 90V88L62 87L63 78H65ZM26 77H28V76H26ZM250 83H251V85L249 86ZM149 84L153 85V88H154V90L151 93H149L150 89H153V88H151L152 86H150V88H148ZM136 85H137V83H136ZM184 88H187L190 91L193 90V92H194V90L196 91V89H198V88L205 89L206 92L209 93V95L211 94L210 96H212V97L210 99L214 100L213 104L211 102L212 100L210 101L209 99L203 101L204 100V97H203V100H201V103L203 101V106L204 107L201 110H199V108L197 109L198 111H202V110L203 111H202V113L196 114V111H195L196 109H194V108L190 107L189 105H187L189 101L191 102L192 100H194V102H195V99L192 98V100L191 99L189 100L187 98L188 96L185 95V91H184V93H182V91L185 90ZM190 91H189V93H190ZM200 91H201V89H200ZM197 92H199V91H197ZM146 93H149V96L151 97V99L148 96L145 97V95H147ZM186 93H188V92H186ZM203 95H205V94L203 93ZM205 96H207V95H205ZM143 97H145V98H143ZM200 98L201 97H199V99ZM206 98H208V96ZM229 99H231V101L234 100L233 102L235 103V105H236L235 107L236 108H234V110L232 109L233 111L231 110L232 113H231V115L229 117L228 116L227 117H221L222 119L221 118L218 119V117L215 116L216 115V110L215 109L217 108L214 105L215 101L216 100H225L226 101V100H229ZM225 103L227 105V102H225ZM234 103H232V104H234ZM96 104H98V103H96ZM215 104H219V101H216ZM108 105L113 107L112 103H108ZM221 106H223V105L221 104ZM94 107H96V105H94L92 108H94ZM85 109L86 108L82 107V105L79 108L76 107L75 109H70V110L68 109L66 111L67 112V116L66 117H67V119H69L71 117V121H69L65 125L63 124V126L60 125V121H57L56 123L52 124L51 129H52L53 134H56L55 131H57L56 129H58L59 136H61V135L62 136H64V135L68 136L69 139L72 138V141H73V139L75 140V139H80L81 138L82 140H85V141H87L89 143H92V144L96 143V142L98 143L99 138L103 136L102 134L104 132H105L104 133V137L106 135V137H108V139H109V137L112 138V136H114V135H113L112 131L109 129L110 126H108V128L106 127L105 128L106 130L104 129L105 131H102L101 129H97V130H100V131H96L93 128L91 129L89 126L86 127V128L89 127L88 129H86L84 127V126H86V124L83 125V121L85 119L87 120L86 117H89V116H87L89 111L87 112V110H85ZM229 109H230V107H229ZM85 114H87V115H85ZM122 114L123 115L120 114L121 115V117L119 118L120 121L123 120L125 122V124H129L130 125L129 122L132 119L131 116L134 115V114H132L130 116V111H129V113H122ZM83 116H86V117H84L85 119L83 118ZM134 117H136V116L134 115ZM88 119H90V117ZM117 119H118V117H117ZM153 119H154V123L156 122L155 124L152 123ZM134 120H136V119L134 118ZM134 120H132V121H134ZM136 123H138V122H136ZM136 125H138V124H136ZM140 128H141V126H140ZM140 128H138V129H140ZM116 129H117V127H116ZM178 131H181V132L176 133ZM169 132L168 133L163 132V134L165 133V134H168V136H169ZM163 134H161V135H163ZM184 135H181V136H183L182 139L184 138ZM194 135H195V137H194ZM116 136L117 135H115V137ZM166 137H167V135L164 136L162 140L164 141V138L166 140ZM170 137H173V136L170 135ZM170 137L168 139H171ZM174 137H175V139H180L181 138V137L177 138L176 136H174ZM174 137H173L172 140H174ZM189 137H187V141L185 143H183V144H186L188 141H190L191 142L190 145H193L192 144V142H193L194 143L193 146H195L196 145L195 141L193 139H191V140H193V141H191L190 139H188ZM170 141H169V143H171ZM182 141H184V140H181V142ZM80 142H82V141H80ZM165 142H164V145H165ZM29 143H31V144L33 143L34 144V140L32 142L30 141ZM77 143H79V140H78ZM33 144H32V146H33ZM198 144H200L199 141H198ZM198 144L196 145V149L195 150H197L199 148L198 149V151H199L200 149L203 148L204 144L202 145V148H200ZM79 145H80V143H79ZM86 145H88V144L86 143ZM159 145H160V143H159ZM179 145H180V143H179ZM255 145H256V143H255ZM258 145H256V146H258ZM95 146H97V145H95ZM183 146L187 147V145H183ZM235 146L233 148H235ZM85 147H87V146H85ZM207 147L204 148V151L205 150L207 151V149H206ZM244 147H245V145H244ZM244 147H242V148H244ZM263 147H264V144H263ZM169 148H170V146H169ZM184 148L185 147H182V149H184ZM193 148H195V147H193ZM193 148H191V149L193 150ZM248 148H250V147H248ZM253 148H254V145H253ZM27 149L29 150V148H27ZM168 149H166V150H168ZM171 149H173V147ZM208 149H210V148H208ZM228 149L231 150L232 148H228ZM105 150L108 151L109 149L106 148ZM215 150H217V149L215 148ZM215 150L212 151V153L215 152ZM259 150H262V149H259ZM57 151H58V148L54 149L53 151L48 152L46 155H39L37 158H32L33 160H31V159H30V161H29V159L27 160V163H29V165L32 167V169L30 168L32 170V173L33 172L37 173V174H35L33 176L31 174V176H32L31 181L33 179H35V181L33 180V182H34V184L32 185L33 189L30 188L31 191L29 190V192H30V194L32 193L31 197L32 198L34 197L33 199L35 200V205H36V203L38 204V207H39L41 212L43 210L45 211V201H43L41 190L38 191V189L46 187L50 182H51L50 183L51 186H52V184L54 185L55 181L52 180L53 176L61 177V176L65 175L66 173H68L70 171V169H71L70 165L68 164L69 162H68L67 158L59 159V160L57 158V160L48 161V157L54 155V153L57 152ZM110 151H109V153H110ZM202 151H203V149L201 151H199V152H202ZM206 151H205V153H202V154H206ZM233 151H234V154H236L235 153V149H233ZM189 152H191V151L188 150L187 153H189ZM196 152L197 151H195V153ZM225 152L224 153L223 152H218V153L219 154L222 153L221 155L223 156L225 154ZM239 152L240 151H238V153ZM96 153L97 154H95V153L94 154L93 153L88 154V152H84L83 153V158L84 159L83 158H79L78 156H76L74 158L73 165L78 169L79 172L81 171L80 172V176H78V175H76V176H78V178L82 177L83 179L84 178L88 179L89 177L94 175L95 172H98L100 175L104 174V175L108 176L111 179L114 178L116 181L113 180V182L115 181V183H117L116 186L122 187L121 189L118 190V193H116V194H119V195L122 194V196L120 198H117L116 200L113 199L111 204H113L115 207H117L116 211H118V213H119V216H117V219H119L120 223L122 224L121 226H120V224H119L118 227L116 226L117 227V232H119V231L121 232V233L119 232L120 233L119 237H121V234H122V239L123 238L125 239L126 237H128V239L127 240L125 239L126 240L124 242L125 247L123 246V248H121L122 246L120 244L117 245V243H115L114 240H112L114 243L109 242V241L106 242V240H105L106 244L103 243L104 247L106 249V252H104V253H106L105 256L100 254V252H101L100 250H102V249L99 250V248L96 247V244L98 242L96 241V243H95V241H93L94 240L93 239V240H91V242H88L89 244L86 247H84V249L82 250L81 255L79 256V257H81L80 261H77L76 256H74L77 253L75 251L76 253L69 257V261L71 260L70 263H72V264H91V261L93 259H95V255L98 254L100 256H103L105 260L110 261L111 264H174L176 261H179L180 264H193L195 258H193V259L191 258V257H193V255L189 257L188 249L185 250L184 248H182L180 251H176V246L177 247L181 246L187 241L188 231H187V228L185 229V227H186V224H185L186 218H188V217L190 218L191 217L190 220L193 218L191 216L193 211H191L189 209V207H184L182 205V203H183L181 201V199H182L181 187L182 186L180 187V185L177 182H174L172 185H169V189L167 191H165V193L163 192L164 190L162 191V188L155 187L151 191H146V189H145V191L143 190V194L142 195L137 196V194H134V193L131 192V187H132L133 183L131 181L132 179L130 178V173L127 172L128 168L127 169L125 168L126 172H123L125 170H123L122 168L125 167L126 165L123 166L125 160L123 159L124 162L121 161V158H122L121 154L118 153V152L116 153L115 151H111L112 155L115 156V158H111L110 156H107V155H101L98 150H97ZM104 153H105V151H104ZM109 153H108V155H109ZM238 153H237V155H238ZM254 153H255V155H260L259 153L256 154L255 151H254ZM163 154H164V152L161 154L162 156H160L159 160L161 158L163 159V156L165 157V155H163ZM184 154H183V156H180V157L182 158V157L187 155V154H185V155ZM191 154H192V152H191ZM197 154H198V152H197ZM202 154L200 156H202ZM207 154L204 155V156H207L206 158L208 159L209 152H207ZM216 154L217 153H215V156L218 157V154L217 155ZM232 154H233V152H232ZM212 155H213V158H214V153ZM228 155H229V153H228ZM248 155H250V152L248 153ZM248 155L247 156L245 155L246 157L243 156V158H241L242 157V154H241L240 155L241 157L239 156L241 158L240 159L241 162L244 161L248 157ZM261 155H264V154H261ZM58 156L60 157L61 155L59 154ZM190 156L192 157V155H190ZM204 156H202L201 159ZM232 156L230 157V159L232 158ZM108 157H110L113 162L109 161L107 159ZM255 157L253 159H256ZM166 158H168V157H166ZM166 158H164V159H166ZM188 158H190V157H188ZM211 158H210V160H211ZM215 158H214V161H215ZM220 158L218 157V160H217L218 162H220V160L221 161L223 160V157H222V159H220ZM257 158L260 159L259 156ZM20 159H22V158H20ZM44 159L47 160V161L45 160L47 163L44 162ZM126 159H128V157ZM176 159L177 158H175V161L178 160V159L177 160ZM193 159H194V157H193ZM197 159L199 160V163L203 162V161L200 160V158H195V160H197ZM253 159H251V160H253ZM179 160H180V158H179ZM234 160H236V159L234 158ZM234 160L232 158L231 161H234ZM206 161L208 162V160H206ZM223 161L225 162V159ZM134 162L135 161H132V163H134ZM182 162L180 161V163H182ZM195 162H197V161H195ZM216 162H214V164ZM224 162H223V165L225 163H227V162H225V163ZM20 163H22V162H20ZM176 163H178V162H175V164ZM187 163L188 162H186L183 165L181 164V165H182V167H185V170H182V171H184L183 174L185 173L183 175V176H185V178L182 180V182H183L184 188L186 189V191L188 193V198L191 200L192 204L197 201L198 202L197 206H198L199 203L200 204L204 203L205 206L204 205L203 206L206 208L207 207L206 203H208L207 202L208 201L207 200L208 191L206 192V190H207L208 187H210V189H211V184H212V181L214 180L213 179V171H215L216 173L219 172V168L221 166L219 165V163L218 164L216 163L215 165H219V168L217 167L218 169H216L218 171L213 170V169L216 168V166L214 165L215 168L212 166L213 167L212 171H209V172H207V174H204V175H198L197 172L200 169L201 165L198 164L200 166V167H198L199 169L193 170V169L196 168V165H194L196 163H194V164L191 163V165H188ZM236 163H237V160L235 161V164ZM258 163H260V164L256 163L257 167L258 168L261 167L262 169H259L261 171V173H259V175L257 174L258 177L255 180L247 177L248 176L247 174H242L244 172L241 171L242 168L240 167V171L242 172L241 176L242 175L243 176L247 175L245 177L248 179L247 181H245V182H247V185H245L244 183L241 184L243 182V180H241L239 178L242 181L240 184L242 186L245 185V187H243V188H246L245 191L247 190L248 193L251 190H253V189H255V192H256L255 197L253 198V197H250V195H249V197H247L248 201L245 203L246 206H248V202H249V205L251 207V209H250L251 212L249 211L251 213V214L249 213L250 217H246L249 220V223H247L245 225L240 224L239 226H238V223H237V226L236 225L233 226V228H240V231L238 230L239 232H237L235 235L233 234L236 239L232 235L233 239H235V240L230 241L229 244L225 243L227 241L226 240L227 238L224 241H222V242L220 241V243H218L219 241L217 242L218 245L221 244V243L223 244V242H224L223 245L221 244V246L220 245L218 246V248H221V247L224 248V249L222 248L224 251L223 250L221 251V249H220V251L223 252V255L225 254V252L226 253L229 252V251H226V250H230V251H232V253L236 252L237 254L236 253L235 254L237 256L243 257L245 262L248 263V264H264V228H263V226H258L259 222L264 220V218H262V213H264V196L260 195L261 189L264 188V185H261V180L264 179V156L261 157V159L259 160ZM1 164H3V163H1ZM192 164H193L194 168H193ZM205 164H206V162H205ZM212 164L213 163H211V165ZM14 165H15V163H14ZM51 165L58 167V172L55 175L51 174V172L47 169V167L51 166ZM228 165L231 166L230 164H228ZM7 166H10V165L7 164ZM177 166H179V165H177ZM255 166L256 165H254V167H252V169H254ZM182 167H180V169ZM210 167L211 166L209 164L204 166L205 169L211 170ZM202 169H203V167H201L200 170H202ZM231 169H233V167ZM0 170H1V168H0ZM117 170L118 171L121 170V172H122V173H120L121 175H119V173H118V175L114 174ZM176 170H178V169L176 168ZM244 170H245V168L243 169V171ZM257 170H256V172H257ZM238 171H236V172H238ZM215 172H214V174H215ZM221 172H219V173H221ZM253 172H254V170H253ZM219 173H218V176H220ZM26 174H28V172ZM249 174L251 175V177H253V175H256V173L252 174V172H250ZM113 175H115V176H113ZM106 176H104L105 179L107 178ZM215 176L218 177L217 175H215ZM221 176L222 177H220V179L224 178L226 180V178L223 177V175H221ZM228 176H226V177H228ZM26 178L28 180H30L28 177H26ZM62 179H64V178H62ZM216 179H219V177L216 178ZM58 180L56 179V183L58 182ZM99 180H101V179H99ZM121 180H122L123 183L121 182L122 184H119V181H121ZM244 180H245V178H244ZM104 181L101 182L102 185H100V186H103ZM233 181H234V178H233ZM140 183H142V182H140ZM214 183H215V181H214ZM219 183H221V182H218L217 185H219ZM222 183L220 184V186L222 185ZM225 183H226V181H225ZM94 184H96V183H94ZM98 184L95 185V186L99 187ZM85 185L86 184H84L83 187ZM92 185L93 184H91V186ZM95 186L93 185L92 187H95ZM108 186H110V185H108ZM116 186H113V187L115 188ZM97 187H96V189L93 188V189H95L94 191L97 190ZM105 187H106V184H105ZM110 187H112V185ZM213 187H215V186H213ZM238 187H237V189H238ZM114 188H112V191H113ZM231 189L232 188H230V190ZM54 190H55V188L51 189V191H54ZM214 191L216 192L215 189L213 190V192ZM114 192H115V190H114ZM210 192H211V190H210ZM76 193H78V192H76ZM243 193H244V191H243ZM82 194H84V193H82ZM234 194L235 193H233L232 195H234ZM115 197H116V195H115ZM240 197H242V195H240ZM243 200H241V201H243ZM8 202H9V199H8ZM165 202L166 203L167 202H169V203L171 202V204L166 205ZM241 203L242 202H240V204ZM32 204H34V203H32ZM240 204H238V205H240ZM241 205H243V204H241ZM36 206H34V207H36ZM203 206H201V207L204 208ZM209 206H211V204H209L208 207ZM143 207H149L150 212L149 211H147V212L150 213L149 219L151 221H149V219L146 218V216H148L147 214H149V213H146V211H143ZM17 209L19 210L21 208L19 207ZM36 209H38V208H36ZM57 209H58V207H57ZM111 209H112V207H111ZM18 210H16L17 211L16 213L20 212ZM208 210H210V207H209ZM217 213H216V215H217ZM23 214H25V213H23ZM230 214H231V212H230ZM151 215H152V218H151ZM73 217H75V216H73ZM225 218L226 217H224V219ZM241 220H240V222H241ZM226 221H227V219H226ZM50 222H53V219ZM34 223H36V227L33 226V229L36 228V232L34 233V236L42 244H45V245H47V244L56 245V246H62L64 248H67V247H69L70 242L72 243L74 240L77 241L76 239L73 240V237H72V235L74 236L75 234L72 233V232L71 233H67V232H70L69 230L66 231V232L63 231L64 230L63 227H57L56 229H54L52 231H45L43 229V227H42V225H43L42 223L43 222L41 221V219L38 218L37 222L35 220ZM116 223L118 225L119 221H117ZM229 223H231V222H229ZM229 223H227L228 226H230ZM263 224H264V222H263ZM32 225H35V224H32ZM53 225H55V224H53ZM256 225L258 226L257 229L255 228ZM228 226H227V230L225 232L228 231V228H229ZM230 228H231V226H230ZM15 230H17V229H15ZM229 230H231V229H229ZM115 232H116V230H115ZM209 232H210V230H209ZM231 232H232V230H231ZM75 237L76 236H74V238ZM226 237L229 238L230 235H228ZM110 239H112V238H110ZM129 240H132L134 242V246L129 245V243H128ZM208 240H211V239H208ZM228 240H230V239H228ZM200 243H202V242H200ZM204 247H207V246H204ZM216 247H217V245H216ZM216 247H214L215 250H216ZM209 248L211 249V247H209ZM49 249H50V247H49ZM204 251H207V250H204ZM5 252H7V251H5ZM101 253L104 254L103 252H101ZM229 254H231V252H229ZM229 254H228V256H230ZM216 255H218V254H216ZM233 255H234V253H233ZM195 257L197 258V256H195ZM219 257L217 256L216 258H219ZM234 257L235 256H233L232 258H234ZM221 258L222 257H220L218 260H220ZM226 258L227 257H225V259ZM203 259H201V260H203ZM225 259H223V260H225ZM190 260H191V262L188 263V261H190ZM216 260L217 259H215V258L212 259L211 261L214 262V263L212 262V264H240V263H242V262H240V263L236 262L237 260L234 261L233 259L232 260L226 259L225 262L222 260L223 262L221 261L219 263L215 262ZM179 262H176V263H179ZM202 262L199 263V264H202ZM209 263H210V261H209Z\"/></svg>", "mask_w": 264, "mask_h": 264}, {"label": "snow or ice", "instance_id": "3", "mask_svg": "<svg viewBox=\"0 0 264 264\" xmlns=\"http://www.w3.org/2000/svg\"><path fill=\"white\" fill-rule=\"evenodd\" d=\"M28 7H30V6L29 5H26V4H23V3H21V4H16V3L4 4V3H0V8H6L9 13H12L13 10L14 9H17V8H19V9H25V8H28ZM67 67L69 69H72V65L71 64H68ZM261 185H264V179L261 180ZM249 195H250V197H253L254 198L255 195H256L255 189L251 190L249 192ZM260 195L261 196H264V188L261 189ZM262 218H264V213H262ZM128 243H129V245L134 246V242L132 240H129ZM91 264H111V262L105 260L103 256H100V255L96 254L95 255V259H93L91 261Z\"/></svg>", "mask_w": 264, "mask_h": 264}]
</instances>
